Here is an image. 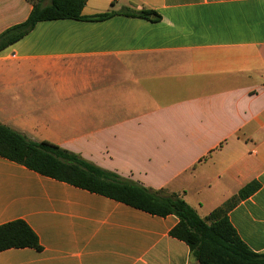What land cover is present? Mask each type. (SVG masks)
I'll use <instances>...</instances> for the list:
<instances>
[{"label":"crops","instance_id":"0c3cea01","mask_svg":"<svg viewBox=\"0 0 264 264\" xmlns=\"http://www.w3.org/2000/svg\"><path fill=\"white\" fill-rule=\"evenodd\" d=\"M26 0H0V33ZM152 9L158 22H38L0 51V124L162 195L202 219L248 183L227 214L264 252V0H87L90 16ZM24 221L40 251L0 264H198L152 216L0 157V225Z\"/></svg>","mask_w":264,"mask_h":264},{"label":"trees","instance_id":"16d2710c","mask_svg":"<svg viewBox=\"0 0 264 264\" xmlns=\"http://www.w3.org/2000/svg\"><path fill=\"white\" fill-rule=\"evenodd\" d=\"M31 5L27 19L0 33V51L27 35L38 22L54 20L104 21L115 15L158 22L152 10L124 8L90 16L82 14L87 0H26ZM0 157L24 166L41 176L64 182L152 216L173 215L177 224L171 237L184 242L198 264H264V252L255 253L239 238L227 214L239 201L248 198L259 184L252 181L205 218L198 216L179 195H162L118 175L104 171L79 156L47 141H34L0 124ZM30 248L40 251L36 234L22 220L0 225V252Z\"/></svg>","mask_w":264,"mask_h":264}]
</instances>
